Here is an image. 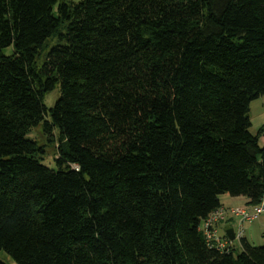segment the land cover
<instances>
[{
    "label": "trees",
    "instance_id": "trees-1",
    "mask_svg": "<svg viewBox=\"0 0 264 264\" xmlns=\"http://www.w3.org/2000/svg\"><path fill=\"white\" fill-rule=\"evenodd\" d=\"M262 93L264 0H0V251L264 264V243L218 235L227 216L225 246L203 232L218 195L262 202L264 126L242 112Z\"/></svg>",
    "mask_w": 264,
    "mask_h": 264
},
{
    "label": "rangeland",
    "instance_id": "rangeland-1",
    "mask_svg": "<svg viewBox=\"0 0 264 264\" xmlns=\"http://www.w3.org/2000/svg\"><path fill=\"white\" fill-rule=\"evenodd\" d=\"M49 44V43H47ZM51 44V43H50ZM12 48L7 47L3 49L4 54H9ZM41 62V59H39ZM57 97V88L49 92L44 97V102L48 105L53 104ZM242 112L245 113L250 121L249 131L252 134H256L258 130L264 126V93L258 95L256 98L248 101L242 106ZM28 136L34 139L39 145L44 147V163L48 166H52V159L55 154V148L49 145L45 139L44 131L41 130V126L37 125L30 130ZM263 140H264V135ZM260 136V138H261ZM261 141L264 144V141ZM219 202L223 208L227 210L226 216L232 225L234 234H237L239 230H242L244 238L251 245H261L264 243V209L263 212L252 218L251 220L240 221L238 216L233 215L229 210L236 206H243L249 213H252L256 205L250 204L245 200L244 196H230L228 193H222L218 195ZM226 222L221 221L217 225L218 235L223 238L225 235ZM234 251H240L241 243L240 239L235 237L232 241H227ZM0 260L8 264H14V261L3 251H0Z\"/></svg>",
    "mask_w": 264,
    "mask_h": 264
},
{
    "label": "built area",
    "instance_id": "built-area-1",
    "mask_svg": "<svg viewBox=\"0 0 264 264\" xmlns=\"http://www.w3.org/2000/svg\"><path fill=\"white\" fill-rule=\"evenodd\" d=\"M263 209H264V202H261L254 207V210L252 213H249L247 210L235 211L231 209L229 210V212H231L235 216H238L239 220L242 222L244 220H251L252 218L256 217L257 215L263 212ZM226 212L227 210L221 206L220 212L218 213V215H215V217H213L212 221H216V224H217L220 220L226 217ZM203 225L208 226V222H204ZM242 236H243L242 230H239L237 234H234V238L237 237L239 239ZM210 243H214V245L218 247L225 246V242H221L218 239L216 230L212 231Z\"/></svg>",
    "mask_w": 264,
    "mask_h": 264
},
{
    "label": "bare ground",
    "instance_id": "bare-ground-1",
    "mask_svg": "<svg viewBox=\"0 0 264 264\" xmlns=\"http://www.w3.org/2000/svg\"><path fill=\"white\" fill-rule=\"evenodd\" d=\"M262 202H264V197L262 198ZM231 210L242 211L246 209L243 206H236V207L231 208ZM219 212H220V207L212 211L204 221V222H208V226L203 225L205 241L212 246L214 245V243H210L211 235H212V231L216 230V228L213 227L214 225H216V221H212V219L213 217H215V215H218Z\"/></svg>",
    "mask_w": 264,
    "mask_h": 264
},
{
    "label": "water",
    "instance_id": "water-1",
    "mask_svg": "<svg viewBox=\"0 0 264 264\" xmlns=\"http://www.w3.org/2000/svg\"><path fill=\"white\" fill-rule=\"evenodd\" d=\"M225 235L229 241L234 239V231L232 225L225 226Z\"/></svg>",
    "mask_w": 264,
    "mask_h": 264
},
{
    "label": "crops",
    "instance_id": "crops-1",
    "mask_svg": "<svg viewBox=\"0 0 264 264\" xmlns=\"http://www.w3.org/2000/svg\"><path fill=\"white\" fill-rule=\"evenodd\" d=\"M263 140V136H261V138H260V142ZM264 141V140H263ZM262 143V142H261ZM245 200H247L246 198H245ZM228 219L226 220V221H224V222H226V225L225 226H228V225H231V224H229L228 223ZM246 239V238H245Z\"/></svg>",
    "mask_w": 264,
    "mask_h": 264
}]
</instances>
